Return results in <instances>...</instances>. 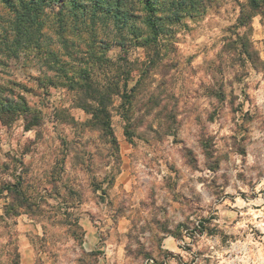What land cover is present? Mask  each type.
Instances as JSON below:
<instances>
[{"label": "rangeland", "instance_id": "rangeland-1", "mask_svg": "<svg viewBox=\"0 0 264 264\" xmlns=\"http://www.w3.org/2000/svg\"><path fill=\"white\" fill-rule=\"evenodd\" d=\"M186 1L151 39L142 0L20 31L0 1V264H264V14Z\"/></svg>", "mask_w": 264, "mask_h": 264}, {"label": "trees", "instance_id": "trees-1", "mask_svg": "<svg viewBox=\"0 0 264 264\" xmlns=\"http://www.w3.org/2000/svg\"><path fill=\"white\" fill-rule=\"evenodd\" d=\"M2 3L7 5L11 8V11L15 13V19L17 21V24L22 25L20 27H17V30L20 31L22 29L26 30L28 29L32 24H37L38 27V18L40 14V0H0ZM58 6V12H63L65 9H67L73 17H82L85 19L94 20L97 19L99 16V3L98 0H55ZM157 0H142L143 2V8L145 10V14L143 17V23L145 24L146 28L148 29V35L144 38L151 39L158 36V34L162 33L165 29V25L163 22H173V21H179L180 16H182L181 12H184L186 8H189L192 6V4H188V7H185V4H187L186 0H178L175 4H171L169 7V10H172V13L169 15H160L159 9L157 8V5L155 4ZM264 0H249V6L252 10L250 13V16L252 14L259 12L264 14ZM67 6V7H66ZM109 13H112L114 16H118V12H120V7L115 6L113 7L110 3L109 6L105 8ZM105 14V12H104ZM87 16H90V18H86ZM105 16V15H103ZM123 16V15H122ZM125 18V17H124ZM118 22L117 20H115ZM22 27V28H21ZM140 35V34H139ZM141 36V35H140ZM118 44H124L123 41H119ZM37 47H39L36 44ZM104 48H107L105 46ZM84 78H87L85 75V72L83 73ZM125 88L127 84L124 85ZM85 90L87 91V94L90 92V96H94L96 94V87H92V85H86L84 86ZM109 91V88L108 90ZM132 91V89H131ZM99 94L104 95L106 98H109V94L106 92ZM126 92L123 93L122 98H126ZM103 98V97H102ZM129 102V101H128ZM86 106V105H85ZM92 104H89L86 106L85 109L89 111L92 114V120L93 122L100 124L101 126L107 128L109 131H111L110 128V113L106 109L105 102L100 100L98 105L94 106ZM14 188V187H12Z\"/></svg>", "mask_w": 264, "mask_h": 264}, {"label": "crops", "instance_id": "crops-1", "mask_svg": "<svg viewBox=\"0 0 264 264\" xmlns=\"http://www.w3.org/2000/svg\"><path fill=\"white\" fill-rule=\"evenodd\" d=\"M119 228V227H118ZM85 229V240H84V248L86 250H92L97 247L99 243V232L97 227L91 224L84 226ZM124 228L121 230L123 231ZM162 247L170 252H175L176 249H179V243L173 236L168 235L163 239ZM23 252L25 253V259H23L24 264H30L31 258L30 255L28 257L27 246H24Z\"/></svg>", "mask_w": 264, "mask_h": 264}]
</instances>
